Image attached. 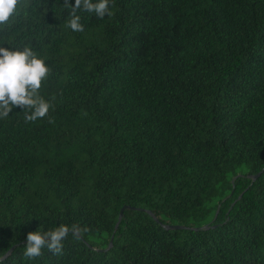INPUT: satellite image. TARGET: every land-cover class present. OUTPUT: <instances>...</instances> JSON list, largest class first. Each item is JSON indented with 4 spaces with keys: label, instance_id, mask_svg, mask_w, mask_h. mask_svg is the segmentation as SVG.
<instances>
[{
    "label": "trees",
    "instance_id": "trees-1",
    "mask_svg": "<svg viewBox=\"0 0 264 264\" xmlns=\"http://www.w3.org/2000/svg\"><path fill=\"white\" fill-rule=\"evenodd\" d=\"M109 10L74 32L64 0H21L0 31L52 105L0 118V264H264V0ZM61 224L62 254L24 256Z\"/></svg>",
    "mask_w": 264,
    "mask_h": 264
},
{
    "label": "clouds",
    "instance_id": "clouds-1",
    "mask_svg": "<svg viewBox=\"0 0 264 264\" xmlns=\"http://www.w3.org/2000/svg\"><path fill=\"white\" fill-rule=\"evenodd\" d=\"M110 0H64V7L70 9L67 26L74 32L84 31L80 23V10L94 13L97 18L112 15L109 10ZM21 0H0V31L6 30L9 22L17 15ZM49 67L38 58L31 48L23 50L0 46V118H6L13 107L25 112V122H34L48 115L52 105L40 94L43 81L48 77ZM30 113V114H29ZM49 120V123H52ZM83 230L78 225H59L48 231L27 233L24 256L35 259L47 248L53 255L62 254L63 243L69 233L74 236Z\"/></svg>",
    "mask_w": 264,
    "mask_h": 264
},
{
    "label": "water",
    "instance_id": "water-1",
    "mask_svg": "<svg viewBox=\"0 0 264 264\" xmlns=\"http://www.w3.org/2000/svg\"><path fill=\"white\" fill-rule=\"evenodd\" d=\"M256 176H257V175H255V177H256ZM122 210H123V208L121 209L120 212H122ZM169 227L172 228V229H180V228H183L182 226L177 225V224H175V225H170Z\"/></svg>",
    "mask_w": 264,
    "mask_h": 264
},
{
    "label": "rangeland",
    "instance_id": "rangeland-1",
    "mask_svg": "<svg viewBox=\"0 0 264 264\" xmlns=\"http://www.w3.org/2000/svg\"><path fill=\"white\" fill-rule=\"evenodd\" d=\"M226 184H227V183H226ZM226 184H225V186H226ZM225 186H224V187H225Z\"/></svg>",
    "mask_w": 264,
    "mask_h": 264
}]
</instances>
